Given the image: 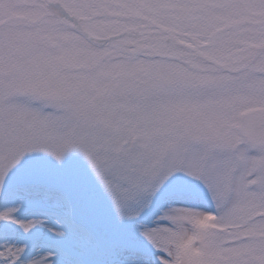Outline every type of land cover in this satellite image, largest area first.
I'll return each instance as SVG.
<instances>
[{
  "label": "snow or ice",
  "instance_id": "snow-or-ice-1",
  "mask_svg": "<svg viewBox=\"0 0 264 264\" xmlns=\"http://www.w3.org/2000/svg\"><path fill=\"white\" fill-rule=\"evenodd\" d=\"M0 264H264V0H0Z\"/></svg>",
  "mask_w": 264,
  "mask_h": 264
}]
</instances>
